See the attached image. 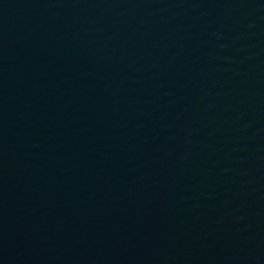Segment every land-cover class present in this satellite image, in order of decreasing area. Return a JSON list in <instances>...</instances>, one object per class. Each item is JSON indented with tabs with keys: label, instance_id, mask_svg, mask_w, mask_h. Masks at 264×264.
Returning a JSON list of instances; mask_svg holds the SVG:
<instances>
[{
	"label": "water",
	"instance_id": "water-1",
	"mask_svg": "<svg viewBox=\"0 0 264 264\" xmlns=\"http://www.w3.org/2000/svg\"><path fill=\"white\" fill-rule=\"evenodd\" d=\"M194 182H264V0H0V210Z\"/></svg>",
	"mask_w": 264,
	"mask_h": 264
}]
</instances>
